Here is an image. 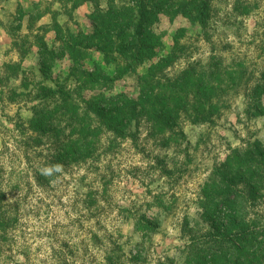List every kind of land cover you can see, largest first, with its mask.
Here are the masks:
<instances>
[{
	"label": "rangeland",
	"instance_id": "rangeland-1",
	"mask_svg": "<svg viewBox=\"0 0 264 264\" xmlns=\"http://www.w3.org/2000/svg\"><path fill=\"white\" fill-rule=\"evenodd\" d=\"M165 1L173 8L164 10L163 4L148 25L154 55L108 90L136 94V74L169 54L182 30L176 58L165 71L175 77L189 70L199 79L220 72L226 85L212 95L213 104L220 95L212 121L195 123L188 112L180 113L176 134L159 136H148L140 125L137 146L125 140L105 152L102 139L95 160L61 166L39 184L33 170L48 171V150L42 145V153L30 147L25 152L19 129V124L26 128L37 103L29 94L39 91L37 82L53 89L77 86L63 40L71 33L92 32L95 21L105 26L109 8L120 10L137 0H0V192L6 203L16 204L10 205L13 225L0 233V264L197 260L187 245L194 238L200 247L207 227L197 219L203 183L231 149L248 140L264 145V113L254 114L244 93V81L264 70V0H212L204 29L183 17L182 0ZM88 52L86 69L119 76L104 52ZM249 210V225L264 230V200ZM139 218L150 222L148 229L136 228ZM261 230L253 234L247 253L229 252L225 264H264ZM208 248L212 252L203 262L213 264L212 243Z\"/></svg>",
	"mask_w": 264,
	"mask_h": 264
},
{
	"label": "trees",
	"instance_id": "trees-1",
	"mask_svg": "<svg viewBox=\"0 0 264 264\" xmlns=\"http://www.w3.org/2000/svg\"><path fill=\"white\" fill-rule=\"evenodd\" d=\"M211 1L182 0L183 17L201 29L206 28L211 17ZM163 4L164 10L173 8V4H167L165 0H137L120 10L111 7L105 26L95 21L92 32L71 33L63 40V48L71 58L70 73L77 86L53 89L37 82L41 84L39 91L32 96L29 94L37 100L32 105V115L26 128L19 124L25 152L30 147L42 153V145L48 150V171L33 170L36 183L49 179L61 166L95 160L101 153L102 139L105 152L125 140L137 146L140 125L146 126L148 136H159L176 134L180 113L188 112L195 123L212 121V114L219 108L216 102L220 96L213 104L212 95L226 85L220 72L217 70L199 79L189 70L175 77L168 76L165 71L176 58L182 30L175 35V46L169 54L150 64L143 74H136L139 80L136 94L108 90L112 89L116 79L137 73V68L154 55L149 51L154 35L148 25L161 12ZM111 19L114 22L111 23ZM89 50L104 52L106 60L114 63L119 76H111L98 68L86 69L85 58ZM232 74L230 72L228 76ZM244 83V93L254 114L264 113V70L252 79L248 77ZM235 86L237 84L231 88L235 89ZM0 195V233L4 235L13 225L10 205L16 204L6 203L4 193L0 192ZM259 199L264 200V145L259 140H248L241 147L231 149L221 162L215 164L203 183L197 219L205 222L207 227L200 247L194 238L187 245L197 260L187 258L186 264L196 261L205 264L203 258L212 252L208 248L211 243L215 251L211 254L213 264H225L229 252L247 253L253 234L261 230L256 225L251 227L248 219L249 207ZM149 224L143 222V218L135 222L141 231L148 229Z\"/></svg>",
	"mask_w": 264,
	"mask_h": 264
}]
</instances>
